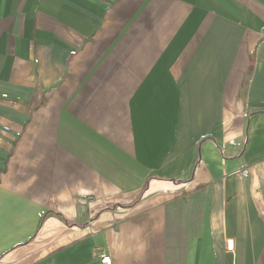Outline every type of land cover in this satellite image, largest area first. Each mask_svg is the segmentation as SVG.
Masks as SVG:
<instances>
[{"label":"crops","instance_id":"0c3cea01","mask_svg":"<svg viewBox=\"0 0 264 264\" xmlns=\"http://www.w3.org/2000/svg\"><path fill=\"white\" fill-rule=\"evenodd\" d=\"M100 251L264 264V0H0V264Z\"/></svg>","mask_w":264,"mask_h":264},{"label":"built area","instance_id":"2783aa9c","mask_svg":"<svg viewBox=\"0 0 264 264\" xmlns=\"http://www.w3.org/2000/svg\"><path fill=\"white\" fill-rule=\"evenodd\" d=\"M234 173L243 178H247L250 175V170L248 165H246L245 163H241L238 168L234 171ZM228 242H231V240H228ZM228 247H230V243L228 244ZM96 256L99 259V264H112V260L109 254L100 251Z\"/></svg>","mask_w":264,"mask_h":264},{"label":"rangeland","instance_id":"374dc122","mask_svg":"<svg viewBox=\"0 0 264 264\" xmlns=\"http://www.w3.org/2000/svg\"><path fill=\"white\" fill-rule=\"evenodd\" d=\"M143 190H141L133 199L129 200V201H119V202H116V203H113L112 205H110V208H112L114 206H117V207H128L129 205L133 204L134 201H138L139 198H141L142 194H143ZM89 201L92 200V199H88Z\"/></svg>","mask_w":264,"mask_h":264},{"label":"trees","instance_id":"16d2710c","mask_svg":"<svg viewBox=\"0 0 264 264\" xmlns=\"http://www.w3.org/2000/svg\"><path fill=\"white\" fill-rule=\"evenodd\" d=\"M134 202H135V201H134ZM134 202H133V203H134ZM55 215H56V216H59V217H61V218H62L61 214H59V213H55ZM62 219L65 221V219H64V218H62Z\"/></svg>","mask_w":264,"mask_h":264}]
</instances>
